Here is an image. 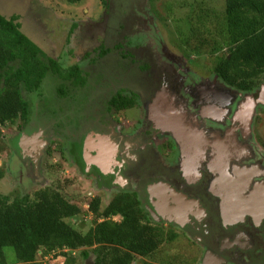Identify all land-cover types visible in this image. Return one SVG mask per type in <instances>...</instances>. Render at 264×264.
Wrapping results in <instances>:
<instances>
[{
    "label": "flooded vegetation",
    "instance_id": "obj_1",
    "mask_svg": "<svg viewBox=\"0 0 264 264\" xmlns=\"http://www.w3.org/2000/svg\"><path fill=\"white\" fill-rule=\"evenodd\" d=\"M106 2L105 12L85 23L105 27V35L108 28L115 34L120 29L117 38L122 41V48L135 53H124L121 48L113 63V49L102 55L101 48H107L109 42L107 37L94 51L82 59L77 57L76 64L88 81L72 87L71 94L61 102L66 103L61 110L57 108L53 114L48 110L41 112L50 121L49 125L41 123L39 116L33 114L29 125L16 132L18 135L11 138L16 162L9 170L22 183L21 189H25L33 181L32 171L36 176L43 175V171L51 172L53 166L67 160L70 170L92 181L90 196L98 197L95 194L98 190L104 191L106 198L119 192L136 194L146 210L143 223L153 228L158 226L166 237H171L170 242L182 238L194 245L195 249L191 248L190 252L183 249L177 254L168 253L174 256L170 263L264 264V123L261 118L264 78L251 92L225 83L226 88L218 86L217 75L203 76L197 70L192 71L184 55H168L165 47L162 48L165 53L157 54L164 46L163 39L157 35L150 41L146 39L147 42L137 38L143 35V23L152 25L150 18L154 14L144 11L149 0ZM150 30L145 34L148 37ZM77 49L70 52L76 55ZM119 57L122 71L118 70ZM146 61L150 62L149 68L143 71L142 64ZM206 84H210L209 89L205 88ZM105 86L107 90L103 91ZM227 88L240 92L236 99L228 94ZM191 89L205 101L198 111L187 104L189 96L193 100ZM120 90L130 96L135 93L136 103L132 107L143 109L142 119L135 122L130 132L123 125H117L112 118L113 107L108 108L113 92ZM162 92H168L170 96L166 94V99L174 110L177 105L208 138L206 149L197 156H189L184 142L157 124L155 103ZM248 101L252 105L254 101L255 108L245 109ZM91 102L96 105L88 113L85 108ZM231 108L236 113L234 116L229 115ZM194 114L199 120L195 121ZM59 121L63 123L60 125ZM57 139L62 141L60 150L51 148ZM221 146L234 150L222 172L214 165L218 157L216 148ZM196 149L195 154L199 152ZM51 150L53 155H58L56 161L49 156ZM39 178L36 182L42 183L43 177ZM225 202L244 204L239 207L243 210L231 213ZM87 206L89 209L90 204ZM118 216L113 220L121 221V216L116 219ZM92 256L86 259L88 264H94L95 258L90 260ZM143 258L153 259L152 256Z\"/></svg>",
    "mask_w": 264,
    "mask_h": 264
},
{
    "label": "trees",
    "instance_id": "obj_2",
    "mask_svg": "<svg viewBox=\"0 0 264 264\" xmlns=\"http://www.w3.org/2000/svg\"><path fill=\"white\" fill-rule=\"evenodd\" d=\"M224 3L219 23L214 26L210 12H201L205 19H210L196 26L187 21L188 28L181 29L176 43L188 57L195 54L196 62L200 57L205 58V63L211 60L209 66L206 63L199 69L202 74L217 75L223 83L251 92L264 78V0ZM101 49L102 55L111 51ZM149 64L144 62L141 69L147 70ZM87 81L78 64L64 67L60 59L46 54L25 35L17 16L0 13V136L3 128L28 126L38 101L45 102L51 90L61 103L71 94L72 87ZM135 98V93L130 96L121 90L113 92L108 108H130L135 105ZM43 107L49 110L45 104ZM5 174V168L0 166V182ZM101 201L98 196L88 202L94 225L83 232L76 227L74 218L87 210L58 190L39 188L32 195L22 194L13 199L0 192V264H10L6 247L15 252L12 264H46L38 261L40 250L45 257L63 250L67 255L65 249L81 247H93L92 251L85 249L83 256L95 255L94 264H132L137 256H153L162 243L170 241L171 237H166L158 226L143 223L146 210L136 194L119 192L107 205ZM116 215L122 217L121 221L113 220Z\"/></svg>",
    "mask_w": 264,
    "mask_h": 264
},
{
    "label": "rangeland",
    "instance_id": "obj_3",
    "mask_svg": "<svg viewBox=\"0 0 264 264\" xmlns=\"http://www.w3.org/2000/svg\"><path fill=\"white\" fill-rule=\"evenodd\" d=\"M224 5V0H155L154 2L149 0L144 11L146 12L148 10L154 14L153 17L150 18L153 26L148 22L143 23L141 28V31H144L142 32L143 35L135 36L142 40V42H147V40L150 41V39H153L157 35V37L163 39L162 41L164 42V46L160 47L158 53L156 52L157 54H162L164 52L162 48L165 47V52L168 55H184L185 59H190L188 60L189 68L192 71L197 70V73H201L199 69L203 68L206 63L207 66H209L208 63L210 64L211 60L207 59V62L205 63V58L200 57V60H197L196 62V55L193 54L191 58L188 57V55L180 50L176 42H178L181 29L188 28L189 23H187V21L196 26L198 23L203 22L206 19H210L213 16L211 18L212 21L214 20L212 24L215 26L216 23H219L223 18ZM106 7H108L106 0H82L78 3H70L68 0H0V13L6 17H11L14 15L17 16L21 25V31L34 43L41 47L46 54L60 59L66 68L76 64L79 60L77 57L82 59L85 54L94 51L95 48L99 47L98 45H100L99 43L101 40L106 39L107 37H109V39H107L109 42L106 44L107 48H111L113 46V48H111L113 49V63H115V60L118 59V55L121 53V48L116 47H118V45H120L122 42L118 41L119 38H117L120 29L115 34V31L112 33V31H110L108 28V34L105 35V27L102 26L101 28H98L97 25L85 23L90 22L88 20L97 19L102 12H105ZM209 8H211L213 12H211V9ZM206 11L210 12V18L205 19L204 15L201 14V12L205 13ZM149 26L152 27L151 30ZM113 27L116 28V24L113 23ZM149 30V35L151 36L148 37L145 34H147ZM110 36H113V38L111 37V39ZM77 39H80L81 41H78ZM110 39L113 41V44L110 42ZM73 48H78L76 50V55L73 52H70V50L73 51ZM122 52L135 53L134 50L125 48H122ZM166 57L167 56H165V58ZM155 60H157L156 56ZM109 63H111V61H109ZM122 68L123 63L119 57L118 70L122 71ZM115 72H117V70ZM202 75L206 76L204 74ZM115 76H117V74L113 75V78H115ZM222 85L226 88V85L220 80L218 86ZM205 88L209 89L210 84H206ZM106 90L107 87L105 86L103 91ZM191 91L193 100H191V96L188 95L189 100L187 104H189V107L191 105L193 110L198 111L199 107L205 104V101L200 100L199 97L195 95L194 89H191ZM226 91H228V94L231 96H234L235 99L237 97L236 95L240 93L232 88H227ZM162 93H160V96L156 98L158 99L157 106L163 103L162 99L163 97H166V94L170 96L168 92L161 95ZM54 98V91L52 92L51 90L49 95L45 96V102L43 101L39 103L38 101L37 105L39 111L36 113L37 109H34L33 114L39 116L37 118L38 120L40 119L41 123L48 125L50 123L48 119H44L41 116V112L44 110V104L49 109L48 113L49 111L55 112L57 110L56 108L59 106H66V103H63L62 106L60 101H57L56 98L54 100ZM166 101L168 100L166 99ZM94 102H91L87 108H85V111L89 113L95 107L94 105H96ZM79 105L81 104L79 103ZM251 105V101L246 102L245 109L249 108L250 110L253 108ZM228 110L229 115L231 114L234 116L236 114L232 108ZM115 111L116 110L113 108V120L117 122V125H123L127 132L132 131V128L136 124L135 122L139 121L143 117V109L139 106L121 109L117 112ZM66 115L70 116L68 113ZM194 116L195 121L199 120V116H196L195 114ZM246 117L249 118V115L245 116V118ZM261 118L264 119V114H262ZM263 119L262 122L264 123ZM59 123L61 125L63 121H59ZM19 129V126L1 129L0 166L5 168L6 174L0 182V192L9 195L13 199L14 197L20 196L22 194L32 195L33 192L39 188L51 187L55 190H58L67 199L80 206L83 210H87V212L82 213L81 217H77L76 219V227L79 230H83V232H87L90 227L94 225V215L90 211L88 212L87 206V203L95 198L94 194L92 196L88 195L89 191L93 187L92 181L88 178H84L81 174H79L78 171L70 170L69 166L67 165V160H65L64 162L62 161L60 165L53 166L51 172L46 170L45 172L43 171V175L40 173L36 176L32 171L31 176L33 181H31V183H29L30 185L28 184L29 186H27L25 189H21L22 183H19V180L16 179L14 172L9 170V168L13 169L15 167L14 165L16 162V160H14L15 157L13 156V147L11 145L13 143L11 142V138L18 135L16 132L19 131ZM57 140L55 146L51 148L60 150L62 147V141L59 139ZM220 148L222 150L221 160L222 162H225L227 161V157L230 156L234 150H232V147L221 146ZM191 151L194 152L192 148ZM199 153L200 152H196V154ZM53 154L54 153L51 150L49 156H51L52 161H56L58 155ZM61 157L66 158V155H62ZM39 176L43 177L42 183L36 182L38 179L40 180ZM95 194L101 197L102 205H107L113 197V195H111L110 198H106V194L102 190L96 191ZM116 219L119 220L121 217L118 216ZM191 248L194 250V245L186 242L182 238L172 242L167 241L162 243L157 253L152 256L153 259H144L141 256H137L132 264H173L169 261H173L174 256H172V253H168L174 252V254H177L178 252L183 251V249L190 252ZM85 249L92 251L93 247H81L70 251L65 249V251L69 254H63V250L52 252L50 255H46L45 257L42 256L44 251L40 250L38 261H43V263L46 264H69L70 260H72L73 262L71 264H88V261L86 260L87 258H84L83 256V251ZM5 253L8 263L12 264L16 258L14 250L11 247H6ZM94 258L95 255L92 256V259L90 260H93Z\"/></svg>",
    "mask_w": 264,
    "mask_h": 264
},
{
    "label": "water",
    "instance_id": "obj_4",
    "mask_svg": "<svg viewBox=\"0 0 264 264\" xmlns=\"http://www.w3.org/2000/svg\"><path fill=\"white\" fill-rule=\"evenodd\" d=\"M163 95V94H162ZM157 101V100H156ZM163 103L159 104L157 106L158 108V111L160 112L161 110H163V112L166 111H171V103L166 101V97L162 99ZM256 104L255 102L253 101V108H255ZM179 111H181V119L178 123H176L177 125H179V127L181 128V132L177 133L175 130H174V121L171 119L172 118V112L170 115H159L158 113L156 115H154L155 117V120L157 122L158 125H160L161 127L165 128V129H168L170 131L173 132L175 138H177L178 141H182L184 142V146H186V148L184 149L185 151L189 152V156H191V153L193 155L194 152L191 151V146H189V143L186 141L187 137H186V134L183 135V133H187V134H190L192 136H194L197 140H198V144H203L204 147L209 143V140L208 138L205 136V134L199 130L191 117H188L186 116L182 110L179 109ZM173 115H174V112H173ZM178 115V114H177ZM175 116V115H174ZM180 117V115H178ZM182 131H184L182 133ZM182 134V136H180ZM206 141V142H205ZM206 147L203 149L205 150ZM191 152V153H190ZM227 165L223 166L222 168L224 169V167H226ZM222 172V171H221ZM237 173L240 174V172L236 171ZM220 179V178H219ZM222 185V183H221ZM225 197V196H224ZM239 197V196H238ZM245 199V198H243ZM228 202H225V206L230 209L232 208H239L241 206H244V204L242 205H239L238 203L235 205V204H228ZM245 205H249V204H245ZM230 212V211H229Z\"/></svg>",
    "mask_w": 264,
    "mask_h": 264
},
{
    "label": "bare ground",
    "instance_id": "obj_5",
    "mask_svg": "<svg viewBox=\"0 0 264 264\" xmlns=\"http://www.w3.org/2000/svg\"><path fill=\"white\" fill-rule=\"evenodd\" d=\"M156 100H158V99H156ZM157 102V101H156ZM155 104H157V103H155ZM176 106V110H174V106H172V103H171V111H166L165 110V112H163V111H158V108H157V112H156V114L158 113L159 115H161V114H163V115H170L171 114V112H172V120L174 121V130L177 132V133H179V132H181V128L179 127V125H177L176 123H178L179 121H180V119H181V115H180V112H178V106L177 105H175ZM251 107H253V105H251ZM156 108V107H155ZM173 111H174V115H173ZM162 112V113H161ZM180 115V117L178 116V115ZM172 132V131H171ZM184 131H182V133H183ZM186 134V137H187V139H186V141L189 143V146H191V148L194 150L195 148H197L196 150H198L199 152H201L205 147H204V145L203 144H198L197 142H198V140L194 137V136H192V135H190V134H187V133H183V135H185ZM180 136H182V134L180 135ZM217 149V153H218V157L216 158V161H215V164L214 165H216L215 167L221 172V171H223V166H225L226 165V162H222V160H221V155H222V150H221V148L220 147H217L216 148ZM193 154H195V152L193 153ZM198 154H196V156H197ZM193 157H195V155H192ZM228 205V204H227ZM236 205V204H235ZM228 209H229V211L231 212V213H238L239 211H241V210H243V209H240V208H232V209H230L229 208V206H228Z\"/></svg>",
    "mask_w": 264,
    "mask_h": 264
}]
</instances>
